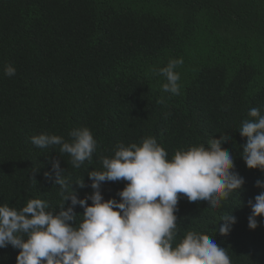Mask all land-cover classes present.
Here are the masks:
<instances>
[{"label":"trees","instance_id":"16d2710c","mask_svg":"<svg viewBox=\"0 0 264 264\" xmlns=\"http://www.w3.org/2000/svg\"><path fill=\"white\" fill-rule=\"evenodd\" d=\"M179 58L180 93H165L153 69ZM8 64L14 76L5 75ZM251 108L264 115V0H0V204L20 209L39 198L58 211L60 186L45 177L55 175L54 160L68 190L84 198L92 192L88 171L102 170L118 143L152 136L171 158L224 134L222 147L245 182L222 207L181 195L174 246L194 230L224 247L231 264H264V216L250 229L247 203L264 191L255 186L264 171L246 166L247 138L238 130L255 119ZM82 127L97 146L78 169L58 145L31 143L40 133L70 140ZM125 184L103 183L104 199L119 200ZM229 212L236 222L222 235ZM18 251L0 248V264H16Z\"/></svg>","mask_w":264,"mask_h":264},{"label":"clouds","instance_id":"9594fccd","mask_svg":"<svg viewBox=\"0 0 264 264\" xmlns=\"http://www.w3.org/2000/svg\"><path fill=\"white\" fill-rule=\"evenodd\" d=\"M182 64V58L169 59L153 69L165 78L163 92L180 93L176 69ZM4 71L11 77L16 69L8 64ZM248 115L255 119L238 128L247 138L241 157L248 168L264 171V115L259 108H251ZM69 137L40 133L31 137V143L42 149L58 145L78 169L91 161L97 142L87 127L71 130ZM228 140L221 134L207 146L177 150L171 158L152 136L139 144L118 143L113 156L101 158L102 170L88 171L92 192L84 198H78L72 186L68 190L59 161L54 160L55 175L46 172L45 177L60 186L59 210L39 198L27 200L20 209L0 204V248L10 244L19 249L16 264H231L226 249L207 234L188 230L174 246L181 195L216 208L243 186L233 155L222 147ZM121 180L126 184L118 192L120 199H104L102 184ZM76 183L85 187L84 177ZM255 186L264 189V180L257 179ZM247 203L248 227L254 230L257 217L264 216V191ZM77 204L82 213L74 210ZM220 220L224 223L219 232L227 235L236 217L229 212Z\"/></svg>","mask_w":264,"mask_h":264}]
</instances>
